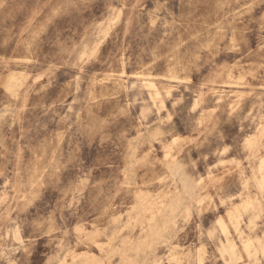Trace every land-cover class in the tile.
<instances>
[{"label":"rangeland","instance_id":"1","mask_svg":"<svg viewBox=\"0 0 264 264\" xmlns=\"http://www.w3.org/2000/svg\"><path fill=\"white\" fill-rule=\"evenodd\" d=\"M262 126L264 0H0V264H256Z\"/></svg>","mask_w":264,"mask_h":264},{"label":"bare ground","instance_id":"2","mask_svg":"<svg viewBox=\"0 0 264 264\" xmlns=\"http://www.w3.org/2000/svg\"><path fill=\"white\" fill-rule=\"evenodd\" d=\"M124 71H123L122 74H124ZM137 76L141 77L142 80H149V81L152 80L150 78L151 76L148 75V74H138ZM119 82H121V81H119ZM151 84H153V83H151ZM151 87L155 88L154 85H152ZM198 103H199V101L196 102V104H198ZM263 134H264V126H262L260 128V135H263ZM178 139H179V136H174L172 138L171 142L172 143H176L178 141ZM248 143H249V145L251 147H253L254 145H256L257 140L256 139H254V140L251 139V140L248 141ZM170 156H171L170 152H167L166 157H170ZM243 175H245V174L242 173V176ZM244 179H246V178H244ZM256 179H257L259 187L261 189H263L264 188V156L261 157V159H260V161L258 163L257 171H256ZM244 184H245V186H247V184H248L247 181H245ZM256 205H257V199L249 197V198L243 200L241 203H238L233 210H231L229 212V221L233 225V227L235 228L236 233H238V237L240 239L241 248H242L243 252L246 253L249 257L254 256L256 258V262L258 263L260 258L258 260L257 255H258V253H263L264 254V244L262 243L261 239L256 234H252V235L246 234L242 230V228L240 227V219L242 218L244 212H246V211H248L250 209H254L256 207ZM232 213H233V215L236 216L237 219H232L231 218ZM217 223L222 228L224 234H226L228 236L229 235V231H228L227 224L222 219L218 220ZM227 238H228V242H229L233 252L238 257V254H237L238 253V249H236V246L234 244L233 239H229V237H227Z\"/></svg>","mask_w":264,"mask_h":264},{"label":"crops","instance_id":"3","mask_svg":"<svg viewBox=\"0 0 264 264\" xmlns=\"http://www.w3.org/2000/svg\"><path fill=\"white\" fill-rule=\"evenodd\" d=\"M234 216H235V215H233V213H232L231 218H232V219H237L236 216H235V217H234Z\"/></svg>","mask_w":264,"mask_h":264}]
</instances>
